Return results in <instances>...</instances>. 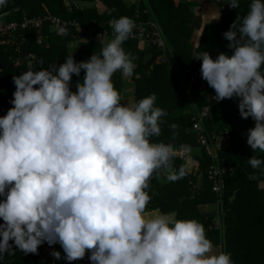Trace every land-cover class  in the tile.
Wrapping results in <instances>:
<instances>
[{
  "label": "clouds",
  "instance_id": "9594fccd",
  "mask_svg": "<svg viewBox=\"0 0 264 264\" xmlns=\"http://www.w3.org/2000/svg\"><path fill=\"white\" fill-rule=\"evenodd\" d=\"M111 23L114 38L100 55L79 63L71 55L40 71L29 63L13 76V107L0 117V259L13 254V241L24 254L58 243L68 262L90 251L92 264H233L229 253L214 252L198 221L146 211L153 174L164 170L169 181L181 179L185 168H175L174 160L191 148L152 142L166 115L155 94L122 104L112 77L134 73L122 45L135 23L127 16ZM223 35L232 55L213 60L204 51L197 57L202 79L217 102L239 98L241 117L255 122L247 144L264 152V0H252L242 24ZM82 70L73 92L72 76ZM248 163L257 169L264 159Z\"/></svg>",
  "mask_w": 264,
  "mask_h": 264
},
{
  "label": "trees",
  "instance_id": "16d2710c",
  "mask_svg": "<svg viewBox=\"0 0 264 264\" xmlns=\"http://www.w3.org/2000/svg\"><path fill=\"white\" fill-rule=\"evenodd\" d=\"M80 1L92 2L94 7L88 10L77 9L70 5L68 0H7V3L0 7V20L22 22L24 18L50 14L73 19L84 30L94 28L99 31L111 19L127 16L134 20L136 6L128 7L125 0ZM148 2L172 48L175 64L181 69L200 70L202 61L197 57L204 51L213 60L221 53L232 55L233 50L228 47L231 42L223 34L229 31L233 24H242L252 0H238L239 7L223 13L219 23L205 25L196 48L191 45L190 40L200 23L195 21L190 12L191 3L181 4L172 0ZM25 34L27 42L19 46V56L33 53V62H23L15 68L9 59L12 52L0 48V117L6 115L13 107L10 103L16 90L13 76L28 71L29 63L34 71H40L62 65L71 55L77 63L87 62L92 55H100L102 48L107 45L79 40L76 52L70 54L67 46L70 42H75L73 36L76 35L71 28L63 32L50 31L48 25L44 24L39 34ZM77 36L87 35L80 33ZM38 37L41 39L40 44L37 43ZM122 47L130 54L135 64L131 76L134 82V104L155 94V106L166 112L161 118V133L158 137H152V142L171 144L177 149L181 145L191 148V153H179L174 160L175 168L178 169L181 165L185 168V175L181 179L169 181L164 170L153 174L146 189L151 198L146 211L174 212L177 219L198 221L203 225L213 247L220 246L222 252L229 253L233 264H264V165L253 169L248 163L252 156L264 159V152L249 154L245 150L248 130L254 128L255 122L251 117H241L238 97L217 102L214 99L215 90L210 86L204 92L196 87L191 89L196 106L208 109L211 114V119L204 121L206 131L219 133L225 129L230 130L227 144L219 152V157L223 165L231 168V171L224 173L223 191L218 197L211 192L207 179L211 158L198 145L196 135L191 132L190 102L183 91L181 81L161 62L160 52L145 49L142 44L130 39H127ZM84 75V70L79 77L73 74L70 82L73 92L76 91L77 82H82ZM122 77L119 71L112 77L120 97L123 96ZM173 124L177 126L175 129L170 127ZM2 199L3 197H0V200ZM219 201L220 216L216 213H201L202 206L217 204ZM2 223L4 222L0 220V224ZM9 243L13 245V254L4 253L0 264H92L89 259L90 251H86L84 258L68 262L64 259L65 253L58 243L49 246L44 242L38 247L37 254H24L13 241ZM46 249L60 252L61 258L57 260L52 255L46 257Z\"/></svg>",
  "mask_w": 264,
  "mask_h": 264
},
{
  "label": "built area",
  "instance_id": "2783aa9c",
  "mask_svg": "<svg viewBox=\"0 0 264 264\" xmlns=\"http://www.w3.org/2000/svg\"><path fill=\"white\" fill-rule=\"evenodd\" d=\"M75 2L76 0H68V3L72 6ZM215 2L222 13L232 11V7L228 5L231 3V0H215ZM125 3L128 7L133 5L136 6L133 20L135 28L128 39L142 44L145 49H152L160 52L161 62L167 65L170 73L178 77L184 87L185 84H187L190 89L196 87L201 92L206 91L209 85L207 81L202 79L200 70L180 69L171 59L163 31L147 1L125 0ZM141 3L144 5H141ZM68 10L70 11V8ZM113 20L115 19L108 21L106 26L100 31L94 28L84 30L80 24L73 19H64L50 14L44 17L24 18L22 22H3L0 20V48L12 52V56H10L9 59L13 66L17 68L23 62H33L35 60V55L33 53L19 56V46L27 42L25 33L36 32L39 34L43 25L47 24L50 31L62 32L61 29L65 30L71 28L76 33V35L73 36L75 42L84 40L97 44H104V40L114 38L115 34L111 23ZM80 33H86L87 36H77V34ZM37 43H41L40 37H38ZM189 114L191 115L192 121L191 132L196 135L198 145L211 158V164L207 170L210 190L220 197L223 191V175L226 172H230L231 168L223 165L219 157V152L226 146L230 130L225 129L219 133H208L204 121L206 119H211V114L206 108H198L194 101L190 103ZM218 205L220 207V201ZM216 215L220 216V210L216 212Z\"/></svg>",
  "mask_w": 264,
  "mask_h": 264
},
{
  "label": "crops",
  "instance_id": "0c3cea01",
  "mask_svg": "<svg viewBox=\"0 0 264 264\" xmlns=\"http://www.w3.org/2000/svg\"><path fill=\"white\" fill-rule=\"evenodd\" d=\"M146 1L150 5L148 0H146ZM173 1L180 2L181 4H184L186 2L192 4V6L190 7V12H191L192 16L195 18V21H198L200 23L199 28L195 29V31L191 37V40H190V43H191V45H193V47H197L199 44V40H200V36H201L200 30L202 28H204L205 25H211V24L219 23L223 17V13L220 11L215 0H172V2ZM73 6L76 7L77 9L88 10V9H92L94 7V3L76 0L75 4ZM150 7H151V5H150ZM157 21H158V19H157ZM233 21H234V18H233ZM159 25H160V23H159ZM160 27H161V25H160ZM110 41H111L110 38L104 40V42L106 44L109 43ZM165 42H166L170 57L174 61L173 56H172V48H171L166 36H165ZM77 45H78V43L70 42L67 46L68 52L70 54L75 53L77 50ZM146 57H148V56H146ZM174 63H175V61H174ZM178 68H180V67H178ZM245 150H246V153H249V154L260 152L259 150L254 152V150L247 144V142L245 143ZM219 247H213V248H219Z\"/></svg>",
  "mask_w": 264,
  "mask_h": 264
},
{
  "label": "rangeland",
  "instance_id": "374dc122",
  "mask_svg": "<svg viewBox=\"0 0 264 264\" xmlns=\"http://www.w3.org/2000/svg\"><path fill=\"white\" fill-rule=\"evenodd\" d=\"M164 38H165V34H164ZM75 43H78V42H75ZM194 48H196V47H194ZM122 80H123V93H122L123 96L121 97L122 104H128L129 106L134 105V100H133L134 98L132 96L134 82L131 79V77H124L123 76ZM182 88H183L185 95L188 97L189 102L191 103L192 101H194L193 97H192V93H191L192 88L190 89L187 84H185V87L182 84ZM189 89H190V92H189ZM190 153H191V151H190ZM200 210H201L202 214L216 213V212H218V210H220V207L218 206V203H217V204L202 206L200 208ZM222 230H223V228H222ZM214 252H216V253L221 252V247L214 248ZM51 253H52L51 250H49V249L45 250V256L46 257L51 256Z\"/></svg>",
  "mask_w": 264,
  "mask_h": 264
}]
</instances>
